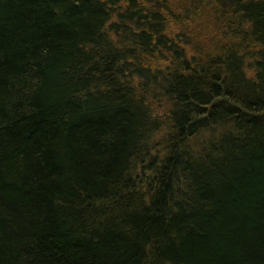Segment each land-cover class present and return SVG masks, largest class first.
<instances>
[{"label":"trees","instance_id":"trees-1","mask_svg":"<svg viewBox=\"0 0 264 264\" xmlns=\"http://www.w3.org/2000/svg\"><path fill=\"white\" fill-rule=\"evenodd\" d=\"M0 264H264V0H0Z\"/></svg>","mask_w":264,"mask_h":264}]
</instances>
